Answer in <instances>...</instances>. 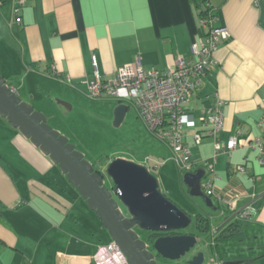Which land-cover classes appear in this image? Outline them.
Masks as SVG:
<instances>
[{"label":"crops","instance_id":"1","mask_svg":"<svg viewBox=\"0 0 264 264\" xmlns=\"http://www.w3.org/2000/svg\"><path fill=\"white\" fill-rule=\"evenodd\" d=\"M196 1L199 7L209 3L213 24L226 25L229 34L214 50L194 96L184 104L195 123L185 126L182 136L192 151L194 168L204 170L201 182L215 174L209 196L217 208L202 199L195 202L197 207L191 204L189 209L209 222L207 231L195 225L194 230L205 237L213 257L207 264L240 257L252 258L242 264H264V150L259 153L252 145L257 138L264 149V0H0V74L21 99L46 115L47 122L53 119L50 125L69 140L56 123L58 116L65 120L74 109L84 110L86 102L105 112L115 104L106 100L112 97L86 95L87 81L93 79L92 56L97 70L108 77L117 66L137 60L144 68H164L177 55L188 57L190 42L201 33ZM215 92L223 100L218 136L226 141L236 135L237 144L218 152L210 171L203 159L212 158L213 138L204 136L195 143L192 133L204 128L197 117L203 106L214 102ZM111 116L112 111L103 117L109 121ZM154 136L162 142L153 140L152 155L165 163L162 157H168L170 148ZM84 157L95 169L104 170L107 162L95 159V164ZM121 157L152 171L137 157ZM237 164L244 166L243 172L233 170ZM161 190L173 198L171 190ZM219 193L225 200L218 199ZM250 205L247 217L238 215V209ZM229 214L244 225L222 235L225 231L218 226ZM252 236L255 243L239 245ZM109 240L95 212L58 165L0 115V264H94L97 245ZM230 243L236 252L225 253Z\"/></svg>","mask_w":264,"mask_h":264},{"label":"water","instance_id":"2","mask_svg":"<svg viewBox=\"0 0 264 264\" xmlns=\"http://www.w3.org/2000/svg\"><path fill=\"white\" fill-rule=\"evenodd\" d=\"M127 109V103L115 101L113 126L121 123ZM0 115L58 165L130 264H159L157 256L166 264H207L213 259L209 249L204 250L205 237L195 230H186L190 214L161 190L157 176L145 164L118 156L103 171L95 169L67 136L47 122L43 112L12 90L1 74ZM203 175L201 168L184 172L183 182L190 195L200 197L215 210L217 206L202 190ZM243 210L238 209V215L242 216ZM233 217L234 214L226 215L220 222L218 227L225 231L223 235H230L244 225ZM134 227L155 234L142 239ZM250 259L240 257L215 264H241Z\"/></svg>","mask_w":264,"mask_h":264},{"label":"built area","instance_id":"3","mask_svg":"<svg viewBox=\"0 0 264 264\" xmlns=\"http://www.w3.org/2000/svg\"><path fill=\"white\" fill-rule=\"evenodd\" d=\"M205 5L204 12L197 15V24L202 32L190 42L188 57L177 55L174 62L164 68H144L137 60L133 65L117 66L112 76L108 77L97 70L92 56L93 79L87 81L86 95L89 98L112 97L118 101L131 98L148 128L166 142L172 157L184 172L195 170L192 151L182 138L183 128L195 123L192 114L184 110V104L194 96L213 61L214 50L229 34L226 25L213 24L212 7L209 3ZM215 96L214 102L203 106L197 117L204 128L192 133L195 143H199L204 136L213 138L212 158L203 159L204 168L210 171L213 170L214 156L220 151H230L237 144L236 135L226 141L218 136L223 125V100L217 97L216 92ZM261 143L257 138L252 143L259 153L264 150ZM243 168L242 164H237L233 170L243 172ZM213 179L201 182L207 195L214 193ZM216 196L224 198L222 193ZM250 212L251 205L242 211V216L247 217ZM92 258L94 264H130L113 240L98 244Z\"/></svg>","mask_w":264,"mask_h":264},{"label":"rangeland","instance_id":"4","mask_svg":"<svg viewBox=\"0 0 264 264\" xmlns=\"http://www.w3.org/2000/svg\"><path fill=\"white\" fill-rule=\"evenodd\" d=\"M106 100H109V103H115L116 101L114 98H107ZM122 101L128 104V109L125 114L126 116H124L118 126L112 125L111 118L108 121L106 120L107 118L103 117L108 116L110 111H112L111 109L105 112L102 106L89 105L88 102L84 103V110L74 109L72 114L65 120L58 116L56 123L69 135V141H74L72 143H75L76 147L83 151L86 157L94 159L95 164V159H100V163L104 161L108 163L114 157H121V155L133 156L145 161V163L151 166L155 175L160 178V187L171 190L173 195V198H171L173 201L190 214L191 221L186 227V230H194L196 210L193 207L192 209L189 208L192 205L197 207L195 202L201 201V198L188 193L187 187L183 182L184 171L179 168L177 162L171 155V151L168 157L161 154L164 155L162 160L166 159L167 161L165 163L158 162V159L152 155H156V151L152 146L155 144L153 140H158V144L162 141H159L150 131H146L133 100L131 98H123ZM88 105L93 107L90 108ZM48 123L54 124L53 119ZM134 229H136L140 238H148V231L136 227ZM253 236L256 235L254 234ZM253 236L249 241L244 243H239V241L233 242L235 244L239 243L240 246L255 243ZM227 248L229 251L225 250V253L236 252L231 243L227 245ZM208 249V247L204 248L205 251ZM247 253V251H244V254Z\"/></svg>","mask_w":264,"mask_h":264},{"label":"trees","instance_id":"5","mask_svg":"<svg viewBox=\"0 0 264 264\" xmlns=\"http://www.w3.org/2000/svg\"><path fill=\"white\" fill-rule=\"evenodd\" d=\"M196 2L198 3V1H196ZM199 5H200V2L197 4V7H198L197 15L200 13H203L204 9L206 7L205 3L201 7H199ZM199 32H202L201 28H199ZM195 226L199 231H207L209 228L208 218L205 215H203L202 213L198 212L195 215ZM234 264H239V263H234Z\"/></svg>","mask_w":264,"mask_h":264},{"label":"flooded vegetation","instance_id":"6","mask_svg":"<svg viewBox=\"0 0 264 264\" xmlns=\"http://www.w3.org/2000/svg\"><path fill=\"white\" fill-rule=\"evenodd\" d=\"M136 230V229H135ZM137 232V231H136ZM148 234H155V232H151V231H148ZM149 248V247H148ZM157 261H158V263L159 264H166V261H164V259L162 258V257H160V256H157Z\"/></svg>","mask_w":264,"mask_h":264}]
</instances>
